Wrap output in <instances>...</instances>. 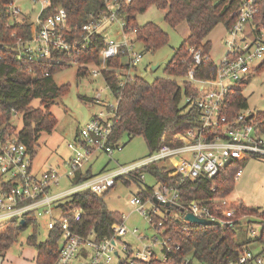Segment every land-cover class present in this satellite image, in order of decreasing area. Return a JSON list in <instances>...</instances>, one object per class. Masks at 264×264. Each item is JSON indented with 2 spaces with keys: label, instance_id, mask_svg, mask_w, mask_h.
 Segmentation results:
<instances>
[{
  "label": "built area",
  "instance_id": "obj_1",
  "mask_svg": "<svg viewBox=\"0 0 264 264\" xmlns=\"http://www.w3.org/2000/svg\"><path fill=\"white\" fill-rule=\"evenodd\" d=\"M17 1L12 0L6 4L5 10L12 18H20L23 14ZM31 1L40 2V11L31 21L37 33L29 40L15 41L16 58L19 61L41 60L61 66L80 67L76 56L89 48L92 36L99 34L104 39V47L99 53L98 63H90L93 68L89 73L92 76L102 74L109 60L123 57L124 66H127L122 69L121 75L117 74L119 86L122 88L132 78V70L143 57L142 51L136 52L134 49L139 43L135 39L136 30L127 27L122 12L123 4L132 0H104L103 12L89 15L86 23L72 29L67 24L64 8L58 6L52 14L42 16L49 6V0ZM261 1H240L235 14L236 22L231 29L226 30L230 39L225 41V54L215 63L216 75L213 78L195 76V67L204 64L207 59L213 60L205 55L202 57L198 50L188 49L193 63L184 79L178 82L183 87L184 81L190 87L191 91L183 95V103L188 110L194 108L198 111L200 127L174 133L169 138L163 134V143L154 153L125 165L109 167L73 184L72 181L79 173L84 172L85 165L91 161L94 153L100 151L111 154L113 149L123 147L110 140L116 122L117 101L113 97L114 104L105 105L99 101L100 94H97L94 102L105 108L106 115L100 112L78 130L75 141L67 145L72 151V157L65 162L63 172L52 168L34 172L31 152L17 139V130L8 135L2 134L0 129V225L8 224L12 219L18 223L21 220L36 219L40 229L59 227L62 243L53 264H73L77 260L78 264H147L154 255L164 261L169 254L177 251L179 246L170 245L169 239L162 236V221L155 223L153 218L154 215H159L156 208L159 203H177L179 193L176 188L158 184L150 197L135 195L129 199L139 216L147 221V229L151 230L150 237L136 228L128 230L122 217L111 237L101 241H96L92 233L87 237L76 234L69 228L68 219L78 222L84 211L78 206L65 203L80 191L87 190L97 194L108 191L114 187L117 179L134 177L136 172L153 163H167L172 176L177 175L180 181H191L212 178L225 168L232 157L238 163L248 157L264 158V139L251 119H247L242 110L233 118H228L225 114L230 104L228 97L234 94L237 84L256 74L257 67L264 60V23L255 21L260 12ZM106 34L110 36H105ZM62 58H65L64 61ZM90 64L85 65V68ZM29 71L35 72L31 68ZM40 74L48 75L46 71H41ZM19 117L21 121L20 114L13 110L10 123ZM209 129H216L218 133L209 135ZM241 173L242 168L234 179L237 180ZM143 177V174L139 175V182L142 183ZM62 178H66L70 186L59 192H52ZM238 205L239 201L228 202L224 199L210 208L199 201H192L189 209L178 218L184 223L185 231L197 225L185 221V213L210 219L223 228H231L243 218H236ZM57 207L59 210L56 215L54 211ZM127 232L135 239L134 244L123 240ZM251 237L257 239L254 231ZM255 245V250L244 248L231 264H264V243L258 242ZM188 262L185 259L183 264Z\"/></svg>",
  "mask_w": 264,
  "mask_h": 264
},
{
  "label": "trees",
  "instance_id": "obj_2",
  "mask_svg": "<svg viewBox=\"0 0 264 264\" xmlns=\"http://www.w3.org/2000/svg\"><path fill=\"white\" fill-rule=\"evenodd\" d=\"M10 1L12 0H0V129L2 134L8 135L16 131L10 120L12 111H17L22 123L21 129L16 134L17 139L28 148L33 158L39 134L42 131L51 132L57 124L50 113L51 106L68 90L67 85H56L52 77L57 71L68 66L41 60L40 62L28 59L19 61L16 58L15 41L29 40L37 30L29 15L24 14L20 18H12L9 15L5 8ZM240 1L132 0L126 5L123 4L122 12L127 27L136 30L135 39L147 52H155L168 43L167 35L156 23L139 25L135 22L136 15L145 13L150 7L155 6L164 11L162 19L168 26L186 24L188 32L184 41L172 51V56L164 68L171 79L156 78L148 83L141 76L134 75L121 88L117 74L121 75L122 69L127 66H124L125 59L117 57L107 62L102 75L106 88H109L117 101L116 122L110 135L111 142L119 143L124 136L128 140L143 136L148 154H151L163 143V134L169 138L174 133L200 127L198 111L194 108L188 110L187 106L181 103L183 95L191 91L184 81L182 82L185 86L179 85L180 79H184L189 66L193 63L192 54L188 49L193 48L198 50L202 57L204 55L209 57L211 49L209 34L219 24L226 30L234 26ZM261 2L260 12L255 17V21L264 23V0ZM103 5L104 0H49V6L42 16L52 14L58 6L62 7L66 12L67 24L72 29L86 23L89 15L103 12ZM90 40L89 48L76 56L78 63L81 64L76 70L78 76L87 74L85 65L98 63L99 53L104 47V39L101 35H94ZM63 59L65 58H62V61ZM263 67L264 60L257 67V73ZM29 68L35 72L29 71ZM195 69L197 78H213L216 75L215 63L210 59L204 64H199ZM41 71H46L48 75L40 74ZM34 100L39 101V108L31 106ZM228 100L230 104L225 111L228 118H233L238 111L247 109V101L238 87ZM250 115L254 127L260 133H264V114ZM207 133L214 135L218 132L216 129H209ZM240 168V162L232 157L225 168L212 178L180 181L177 175H171L172 171L167 163L158 162L143 167L134 177L125 176L116 180L114 187L118 181L124 185L129 184L130 181L138 183L139 175H149L153 185L145 186L142 193L138 194L141 198L150 197L158 184L178 190L177 203L169 206L157 205L159 215L156 214L153 218L155 223L162 221V236L169 239L170 245H178L179 248L169 254L166 260L160 261L154 255L147 264H183L185 259H188V264L193 260L200 264H231L237 260L244 248L255 250L257 248L255 244L264 243V213L261 214L262 232L253 241L246 239L243 231L241 233L236 231L241 220L231 228H223L212 223L207 226H192L187 231L183 229L184 223L177 222L178 217L189 209L192 201H199L212 208L217 202L227 199L234 190L236 181L234 177ZM84 171L76 176L72 181L73 184L94 174L88 168ZM108 191L100 194L87 190L80 191L65 203L78 206L84 211L78 222L68 219L69 228L73 232L85 237L92 233L96 241L111 237L113 229L122 219L116 213L107 210L103 197ZM257 212L256 208L239 202L235 215L239 219L241 215L257 214ZM29 227L33 229V233L29 235L27 243L35 247L38 254L37 263L53 264L59 255L61 244L58 243L62 239L61 230L59 227L48 230L49 239L44 243H37L35 230L40 229V224L36 219L24 220V225L14 219L8 224L0 225V255L16 242L21 230Z\"/></svg>",
  "mask_w": 264,
  "mask_h": 264
},
{
  "label": "rangeland",
  "instance_id": "obj_3",
  "mask_svg": "<svg viewBox=\"0 0 264 264\" xmlns=\"http://www.w3.org/2000/svg\"><path fill=\"white\" fill-rule=\"evenodd\" d=\"M17 4L24 14L29 15L32 21L40 11V2L32 3L31 0H18ZM164 11L150 7L145 13L136 15L139 25L152 22L156 23L167 35L168 43L156 50L147 52L143 50L141 44H136V52L142 51V59L138 66L132 70L131 76H141L146 82H153L156 78L171 79L165 73V66L172 56V51L176 49L187 36V25L181 24L176 27L168 26L163 21ZM21 17V16H20ZM110 36V35H105ZM211 49L209 57L217 63L225 54V41L230 36L223 25L219 24L210 33ZM238 37H240L238 35ZM211 55V56H210ZM157 66L152 69V66ZM78 66H68L63 70L57 71L53 75V81L58 86L67 85V91L58 97L50 108V113L55 118L57 124L51 132L42 131L34 148L32 168L34 172L43 171L47 168L56 169L63 172L65 162L72 157V151L68 148L69 143L75 141L78 130L84 126L93 116H98L100 112L106 115L105 108L94 102L97 94H100L99 101L105 105L114 104V98L104 82L103 75L99 73L92 76L89 73L93 65L86 66V75L78 76L76 73ZM180 81V80H178ZM241 90L242 96L247 101V109H243L245 115L264 114V67L256 74L246 77L245 82L237 84L236 88ZM183 103V97L181 99ZM184 104V103H183ZM31 106L39 108V101L34 100ZM16 130L22 127L20 117L13 121ZM264 139V133L261 134ZM124 145L120 149H113L111 154L104 152L94 153L91 161L85 165L90 167L92 173H98L118 165H125L134 160H139L148 154V149L143 136H136L128 140L125 136L118 143ZM91 164V166H90ZM242 173L235 181L233 192L227 197L228 202H243L244 205L256 208L257 214L241 215L243 217L236 227V231H243L246 239L254 240L251 237L252 231L258 238L261 234L262 213H264V158L248 157L240 162ZM84 167V168H85ZM153 185V180L149 175H144L143 182L130 181L124 185L117 182L115 187L109 189L103 197V202L108 211L116 213L122 217L125 227L128 230L136 228L140 233L151 236V230L147 229V221L139 216L136 207L129 202L132 196L142 193L145 186ZM70 186L66 178H62L59 185L53 187L52 192H59ZM66 201H63V203ZM174 215V213H173ZM261 217V218H259ZM33 233V229H23L19 232L16 242L13 243L3 254L0 255V264H38V254L34 246L28 245L27 239ZM49 231L44 229L35 230L37 243H44L49 239ZM123 240L131 244L135 239L127 232ZM62 243L59 241L58 245ZM135 246V245H133ZM120 249V246L117 245ZM191 264H199L193 260Z\"/></svg>",
  "mask_w": 264,
  "mask_h": 264
},
{
  "label": "water",
  "instance_id": "obj_4",
  "mask_svg": "<svg viewBox=\"0 0 264 264\" xmlns=\"http://www.w3.org/2000/svg\"><path fill=\"white\" fill-rule=\"evenodd\" d=\"M156 66H157V64H156L155 66H152V69H155ZM250 118H252L251 115H247V119H250ZM153 201H154L155 203H157V201H155V200H153ZM159 204L162 205V206H169V205H171V204H169V203H166V204L159 203ZM181 212H183V211L181 210ZM183 219H184L185 221L190 222V223H194V224L202 225V226H207V225L213 223L210 219L207 220V219H204V218H199V217H196L195 215H193V214H191V213H185V214L183 215ZM20 222H21L22 225H24V221L21 220ZM177 222H178V223H181L182 220H181L180 218H178V219H177Z\"/></svg>",
  "mask_w": 264,
  "mask_h": 264
},
{
  "label": "crops",
  "instance_id": "obj_5",
  "mask_svg": "<svg viewBox=\"0 0 264 264\" xmlns=\"http://www.w3.org/2000/svg\"><path fill=\"white\" fill-rule=\"evenodd\" d=\"M223 27H224V26H223ZM225 30H226V29H225ZM209 35H210V34H209ZM209 39L211 40L210 36H209ZM210 56H211V55H210ZM90 166H91V164H90ZM85 168L90 169V167H87V166H86ZM85 168L83 169V171L85 170ZM102 169H103V168H102ZM102 169H101L100 171H102ZM105 170H107V169H105ZM100 171H99V172H100ZM84 172H85V171H84ZM84 172H83V173H84ZM58 210H59V207H57V208L55 209V211H54L56 215L58 214ZM42 223H43V222H42ZM41 229H44V230H45L44 227H42ZM73 264H78V260L75 261Z\"/></svg>",
  "mask_w": 264,
  "mask_h": 264
}]
</instances>
